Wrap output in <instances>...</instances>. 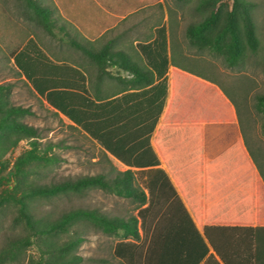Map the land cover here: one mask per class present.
<instances>
[{"label":"crops","instance_id":"1","mask_svg":"<svg viewBox=\"0 0 264 264\" xmlns=\"http://www.w3.org/2000/svg\"><path fill=\"white\" fill-rule=\"evenodd\" d=\"M53 5L54 16L87 50L107 53L98 63L72 44L60 50L37 42L54 62L68 63L85 75L94 101L119 99L128 117L138 116L148 98L152 109L159 100L144 90L165 79L164 103L149 138L158 163L128 166L106 155L120 171L134 170L136 182L149 176L153 197L165 193L178 199L207 247L198 264H264V140H255L251 131L248 140L235 103L215 81L191 67L185 56L190 49L170 28L172 16L164 0H53ZM161 27L168 64L159 78L146 55L153 48L148 44L161 39ZM183 34L187 40L185 28ZM129 64L143 73L123 66ZM135 216L138 221V204Z\"/></svg>","mask_w":264,"mask_h":264},{"label":"rangeland","instance_id":"2","mask_svg":"<svg viewBox=\"0 0 264 264\" xmlns=\"http://www.w3.org/2000/svg\"><path fill=\"white\" fill-rule=\"evenodd\" d=\"M49 6L55 14L53 0H37ZM170 10L171 26L176 39L189 50L191 67L215 81L235 103L244 134L250 138V131L257 141L264 140V117L256 109V95L264 94V0H164ZM214 10L216 17L209 33H218L230 11L235 21L242 46L243 60L236 66H228L223 57L207 49L189 47L184 37L188 23L202 21ZM247 11L253 21L256 36L255 49L246 41L244 19ZM31 9L25 0H0V83L13 85L10 101L27 107L31 112L18 117L27 125L38 130L39 148L43 158L22 159L30 149L28 136L19 135L3 128L0 130V264H58L80 255L76 264H126L115 255L119 240L115 235L106 234L85 216H75L64 226L52 231H42L55 224L61 216L76 209L95 210L107 216L128 217L136 214L137 202L105 192L98 188L57 191L49 194H30L37 187H51L66 180L83 175L107 173L110 167L121 168L104 154L99 144L62 115L57 114L41 99L17 73L12 53L33 37L43 47L60 50L71 49L69 37H75L73 30L55 19L54 35L48 32L31 16ZM64 27L68 35L58 28ZM230 40L227 33L222 41ZM15 139L17 141L15 142ZM46 144H52L45 149ZM120 170V169H119ZM135 183L144 186L141 181ZM145 214L144 226L138 216V256L148 251L157 223L166 225L175 218V206L168 204L165 193L159 197ZM139 209V208H138ZM30 217L32 224L25 220ZM82 237L81 243L69 253L60 250L68 241ZM26 238L27 245L9 247L14 241ZM136 243L135 239L127 238ZM8 246V248H7Z\"/></svg>","mask_w":264,"mask_h":264},{"label":"trees","instance_id":"3","mask_svg":"<svg viewBox=\"0 0 264 264\" xmlns=\"http://www.w3.org/2000/svg\"><path fill=\"white\" fill-rule=\"evenodd\" d=\"M25 1L36 22L48 34L54 35L56 17L51 14L53 13L52 9L37 0ZM176 1L184 2L186 0ZM215 17L216 10L202 21L188 23L185 27V36L192 47L207 49L212 53L219 54L228 66H236L243 60L245 53L238 35L235 13L230 11L222 29L215 35H211L209 30ZM242 18L244 19L246 41L250 48L255 49L257 40L253 21L246 10ZM58 28L66 33L62 25H59ZM159 33L161 39H156L153 44H148L153 48L146 56L160 78L166 72L168 58L163 27L159 29ZM227 33L230 35V40L223 42L222 39ZM68 40L76 48L82 49L94 57L98 63H101L107 56L106 51L102 49L95 53L87 50L84 46L86 43L79 41L76 37H69ZM12 60L17 73L24 77L25 82L37 95L45 100L55 113H61L70 119L73 122L72 126L83 130L90 138L97 140L104 154L107 151L128 166L144 167L158 163L156 155L151 150L149 138L164 103L166 94L164 78L143 92L151 91L159 97L156 106L152 109L151 98H148L144 104L146 108L143 113L128 117L127 110L120 109L119 99L94 101L89 96L85 75L68 63L54 62L42 51L33 37H29L22 47L13 51ZM123 66L134 74L143 73L139 67L132 64ZM12 88L13 85L9 81L0 83V130L8 128L17 133L19 138L22 136L30 138V149L20 159L21 161L25 158H43L44 151L39 148L38 130L18 119L19 116L31 111L27 107L15 105L10 101ZM130 109L134 110V105L130 106ZM256 109L264 117V94L256 95ZM16 141L17 139H15ZM51 146L52 144H46L45 149H50ZM157 170L163 175L165 174L161 169ZM109 171H111L110 175L103 172L83 175L51 187H37L29 193L53 194L64 190L81 192L84 189L98 188L137 202L140 224L144 226L146 212L155 202H159L158 197L151 195L152 183L149 176L146 181H143L145 183L143 187L148 189V195H146L143 187L135 183L134 170L128 168L120 171L111 166ZM167 200H169L168 204L172 203L175 206V218L170 221L174 226L168 227L167 224L161 226L157 223L147 253L140 256H138V244L127 240L129 237L135 240L139 238L138 221L135 215L110 217L95 210L76 209L64 213L58 222L50 224L42 231H52L56 227L64 226L75 216H85L104 233L115 235L121 239L117 242L114 252L116 256L125 260L126 264H198L199 258L205 254L207 247L192 218L178 199L173 197ZM20 212L25 215L26 222L32 224L30 217L23 210ZM82 240V237L77 236L68 241L60 250L69 253L76 249ZM28 243V239L22 238L11 242L8 246L21 247ZM80 260V255H71L69 259L58 264H76Z\"/></svg>","mask_w":264,"mask_h":264}]
</instances>
